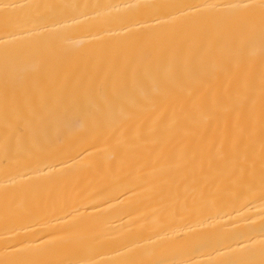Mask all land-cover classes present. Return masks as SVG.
<instances>
[{
  "label": "bare ground",
  "instance_id": "1",
  "mask_svg": "<svg viewBox=\"0 0 264 264\" xmlns=\"http://www.w3.org/2000/svg\"><path fill=\"white\" fill-rule=\"evenodd\" d=\"M0 264H264V0H0Z\"/></svg>",
  "mask_w": 264,
  "mask_h": 264
}]
</instances>
